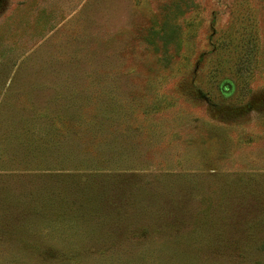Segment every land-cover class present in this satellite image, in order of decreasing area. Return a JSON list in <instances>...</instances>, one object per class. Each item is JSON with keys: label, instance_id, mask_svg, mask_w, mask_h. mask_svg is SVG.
Returning a JSON list of instances; mask_svg holds the SVG:
<instances>
[{"label": "rangeland", "instance_id": "rangeland-1", "mask_svg": "<svg viewBox=\"0 0 264 264\" xmlns=\"http://www.w3.org/2000/svg\"><path fill=\"white\" fill-rule=\"evenodd\" d=\"M0 264H264V0H0Z\"/></svg>", "mask_w": 264, "mask_h": 264}]
</instances>
